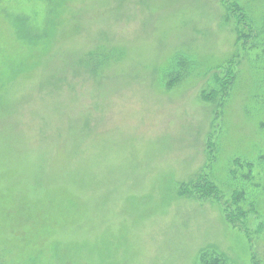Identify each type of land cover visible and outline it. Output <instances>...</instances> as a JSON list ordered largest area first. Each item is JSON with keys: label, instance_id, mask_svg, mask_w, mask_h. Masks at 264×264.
<instances>
[{"label": "rangeland", "instance_id": "374dc122", "mask_svg": "<svg viewBox=\"0 0 264 264\" xmlns=\"http://www.w3.org/2000/svg\"><path fill=\"white\" fill-rule=\"evenodd\" d=\"M224 1L0 0V264H264V0Z\"/></svg>", "mask_w": 264, "mask_h": 264}, {"label": "trees", "instance_id": "16d2710c", "mask_svg": "<svg viewBox=\"0 0 264 264\" xmlns=\"http://www.w3.org/2000/svg\"><path fill=\"white\" fill-rule=\"evenodd\" d=\"M225 7L227 8V10L229 11V13H234L235 17H236V21L238 24V30H239V35L240 37L249 35L248 34V29L247 27H249V22H248V18L246 16V13L242 10V8H240L236 3L234 2H229L227 0L224 1ZM92 57V56H91ZM95 59H98L97 57ZM184 63V62H182ZM76 65V64H75ZM207 180L204 177V179H200V180H196L194 181V186L197 187H204L207 185ZM230 216L229 217V222L231 223V220H233L231 218V214H228Z\"/></svg>", "mask_w": 264, "mask_h": 264}]
</instances>
